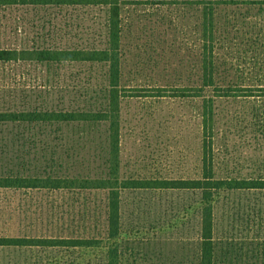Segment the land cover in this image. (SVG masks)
<instances>
[{
  "label": "rangeland",
  "instance_id": "obj_1",
  "mask_svg": "<svg viewBox=\"0 0 264 264\" xmlns=\"http://www.w3.org/2000/svg\"><path fill=\"white\" fill-rule=\"evenodd\" d=\"M125 1L120 7V178L199 179L206 135L215 179L264 181V0L219 4L206 48L203 6L193 0ZM72 14L74 33H87L89 27L94 33L73 41L100 47L104 13L86 8ZM1 16L0 43L8 39L2 33L9 25ZM205 56L210 85L203 81ZM105 70L76 64L80 78H93L90 90L75 87L64 101L57 95L54 106L104 105L95 93L104 87ZM10 72L0 66V109L12 106L15 88L19 98L41 90L31 81L34 75L13 85ZM105 125L64 129L76 141L62 145L70 151L59 146L56 157L67 150L74 159L54 162L41 144L13 142L40 132V126L0 123V175L99 176L108 159ZM51 165L56 168H44ZM105 197L104 190L0 188V236L103 237ZM212 205L215 264H264V189H219ZM201 207L199 190L125 189L120 192L118 237L88 248L0 247V264H106L109 248H117L119 264H198Z\"/></svg>",
  "mask_w": 264,
  "mask_h": 264
},
{
  "label": "trees",
  "instance_id": "obj_2",
  "mask_svg": "<svg viewBox=\"0 0 264 264\" xmlns=\"http://www.w3.org/2000/svg\"><path fill=\"white\" fill-rule=\"evenodd\" d=\"M125 2V0H0L1 18H5L9 24L5 26L2 33L8 39L0 43V66L7 65L10 68L13 85L16 84V80H25L26 76L34 75L31 81L41 89L39 93H26L19 98L15 88L11 96L12 106L0 109V123L40 126V132L22 138L14 137L13 142L23 140L30 145L41 144L52 152L54 162L57 158L62 162L65 159H74V152L71 154L67 150L70 151L69 145L72 141H76L75 135L71 137L69 133H64V129L73 128L75 124H83L89 128L92 125L104 123L106 124L108 154L106 171L94 177H79L46 171H43V174L13 172L0 175V188L3 189L104 190L106 193V233L103 237L0 236V247L69 249L99 246L105 240L114 239L120 234V192L122 190L151 188L199 190L202 207L198 264H215L212 205L214 191L223 188L264 189V181L215 179L212 167L211 137H206V135L203 141L201 178L156 181L120 178L119 100L124 96L123 89L119 85L120 7ZM193 2L195 5L203 6L202 32L206 40V48V42L212 41L213 38L216 7L219 4H234L235 0H193ZM86 8L89 11L98 9L100 13H104L105 18L100 23L104 43L100 47L91 43L84 44L80 39V41H73L83 34L93 33L91 27L87 33H74L76 28L74 25L77 21L72 13ZM82 16L89 18V15ZM76 64H96L106 68L102 75L104 87L95 93L96 97L99 95L105 102L97 109L92 105L88 108L54 106L57 95L61 96V100L64 101V98L72 94V89L75 87H82L84 92L90 90L93 78L90 74L80 78L79 74L74 72ZM208 67L207 56H205L202 68L205 85H210L212 80V71ZM38 94H40L39 98H37ZM32 97L39 102L33 105L30 101ZM17 102H21V106ZM208 129H210L209 126L205 127V130ZM57 133L59 135H56ZM79 138L84 139L86 135ZM67 143L69 145L62 146ZM59 146L66 147V154L63 153L64 155L56 157ZM44 168L56 167L51 165ZM109 254L110 259L106 264H119L115 257L117 248H109Z\"/></svg>",
  "mask_w": 264,
  "mask_h": 264
}]
</instances>
